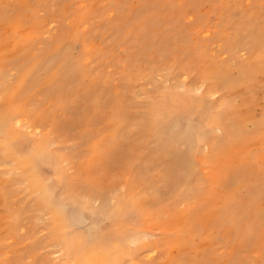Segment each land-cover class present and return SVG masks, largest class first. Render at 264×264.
Wrapping results in <instances>:
<instances>
[{
  "label": "rangeland",
  "instance_id": "374dc122",
  "mask_svg": "<svg viewBox=\"0 0 264 264\" xmlns=\"http://www.w3.org/2000/svg\"><path fill=\"white\" fill-rule=\"evenodd\" d=\"M0 113V264H264V0H0Z\"/></svg>",
  "mask_w": 264,
  "mask_h": 264
},
{
  "label": "bare ground",
  "instance_id": "6f19581e",
  "mask_svg": "<svg viewBox=\"0 0 264 264\" xmlns=\"http://www.w3.org/2000/svg\"><path fill=\"white\" fill-rule=\"evenodd\" d=\"M2 113V112H1ZM0 113V115H1V117H3L4 116V114H3V116H2V114ZM5 113V112H4ZM16 120V119H15ZM16 122H17V120H16ZM14 123H15V121H14ZM4 127V123L2 122V120L0 121V131H1V129ZM30 169V168H29ZM56 210V209H55ZM58 210V209H57ZM53 212H54V210H53ZM59 220V219H58ZM55 222V221H54ZM53 224V223H52ZM57 227V226H56ZM61 232V231H60ZM54 237V236H53ZM52 237V238H53ZM94 240V239H93ZM62 244V243H61ZM91 244H93V243H91ZM77 246V245H76ZM87 251V250H86ZM84 257V256H83ZM88 260V259H87Z\"/></svg>",
  "mask_w": 264,
  "mask_h": 264
}]
</instances>
